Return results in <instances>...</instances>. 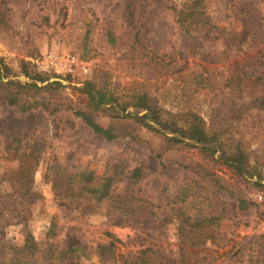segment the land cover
I'll return each instance as SVG.
<instances>
[{
	"label": "rangeland",
	"instance_id": "374dc122",
	"mask_svg": "<svg viewBox=\"0 0 264 264\" xmlns=\"http://www.w3.org/2000/svg\"><path fill=\"white\" fill-rule=\"evenodd\" d=\"M184 1L0 0V58L12 70L8 80L25 81L24 68L68 78L64 89L43 94L59 108L54 117L42 107L10 106L6 95L15 85L1 86L0 256L31 236L36 264H63L52 255L70 248L78 250L69 256L75 264H106L97 247L113 239L120 241L116 256L132 263L152 249L161 264H180L187 248L198 252L199 264H264V189L198 148H168L144 130L140 142L108 141L74 115L86 107L84 82L106 81L122 94L144 82L164 112L199 115L226 147L239 144L264 177V104L256 100L264 92L248 80L243 89L228 85L234 75H261L264 32L261 40L246 32L240 37L244 0H208L209 36L186 34L171 9ZM258 5L264 16V0ZM50 53L60 58L57 71L39 72L33 60ZM152 53L162 60H148ZM202 75L213 87L198 84ZM93 116L110 126L104 114ZM58 167L74 183L112 177L113 199L58 195L50 182ZM136 168L141 178L128 179ZM25 169L33 170L29 196L19 188ZM131 198L152 207L135 211L119 202ZM239 199L250 204L244 211Z\"/></svg>",
	"mask_w": 264,
	"mask_h": 264
},
{
	"label": "trees",
	"instance_id": "16d2710c",
	"mask_svg": "<svg viewBox=\"0 0 264 264\" xmlns=\"http://www.w3.org/2000/svg\"><path fill=\"white\" fill-rule=\"evenodd\" d=\"M208 0H185L181 7L171 6L174 14V20L178 27L186 34L194 31L202 32L208 37L213 29L211 17L207 11ZM259 0H244L241 13H244V27L240 34L241 38L251 35L253 41L262 39L264 32V16L259 12ZM258 5V6H257ZM148 60L159 62L162 57L156 54H150ZM259 66L262 68L260 76L255 75H234L228 81V85L235 84L239 89L246 87L247 80L255 87L264 92V55H261ZM26 80L15 82L8 80L12 76V70L0 58V89L2 85L13 84L15 88L6 95V101L10 106L18 108L20 111H28L37 107H42L49 115L53 116L59 112L50 98L43 94L59 91L66 86L64 82L68 80L60 75H40L32 74L28 69L22 71ZM198 84L201 86L213 87L208 77L203 75ZM80 91L86 96V107L84 109H75L74 115L81 117L85 124L94 132L102 135L108 141L118 139H130L133 142H140L139 130H144L162 138L168 148L188 147L198 148L207 156H216L215 161L228 168L241 179L253 181L260 189H264V177L260 173L254 172L248 164V156L245 150L239 144L234 147H226L219 134L206 128V123L199 115L190 112L183 116L164 112L158 104L151 99L149 90L144 82L138 83L136 88H128L126 92L119 93L117 89L108 86L106 81L98 83L96 81L84 82ZM262 105L264 96L257 98ZM72 109V107H67ZM102 113L109 117L111 122L108 128L101 127L95 120L93 114ZM55 122V118L53 120ZM229 149V151H227ZM33 158V154L31 155ZM54 177L50 182L58 195L68 197L73 194L82 196L89 200H95L100 203L106 199H113L110 195L113 178L94 179L90 176L84 180L74 183V178L68 175H61L60 168H55L52 172ZM20 192L22 195H30V186L32 183L33 170L25 169L20 173ZM91 175V174H90ZM115 177L117 175H114ZM128 179L138 180L141 178V169L136 168L127 175ZM216 186L221 190L230 192L228 187L221 183L220 179L214 177ZM77 189V194L75 193ZM119 202L125 205L134 206L135 211L152 206L142 200L119 199ZM88 204V203H87ZM146 204V206H145ZM238 208L244 211L249 207V203L244 199H239ZM118 204L115 203V206ZM122 206V208H123ZM92 210V205L86 207ZM119 208V207H116ZM121 208V207H120ZM131 210L129 213H132ZM1 230V228H0ZM111 236V235H109ZM112 237V236H111ZM118 239H113L108 246H98L96 254L101 261L106 264H161L158 259L159 251L146 249L139 257L138 263L126 261L123 257L116 256V243ZM37 244L31 236H28L25 243L17 247H12L11 253H4L0 256V264H36ZM75 249H67L54 253L53 260L63 264H75L69 257L70 253L76 252ZM194 256L197 257L194 260ZM198 252L190 251L187 248L181 249L180 264H199Z\"/></svg>",
	"mask_w": 264,
	"mask_h": 264
},
{
	"label": "built area",
	"instance_id": "2783aa9c",
	"mask_svg": "<svg viewBox=\"0 0 264 264\" xmlns=\"http://www.w3.org/2000/svg\"><path fill=\"white\" fill-rule=\"evenodd\" d=\"M33 64L41 73L56 72L60 65V58L56 53H50L33 60Z\"/></svg>",
	"mask_w": 264,
	"mask_h": 264
}]
</instances>
